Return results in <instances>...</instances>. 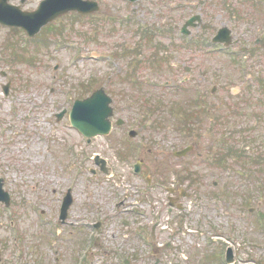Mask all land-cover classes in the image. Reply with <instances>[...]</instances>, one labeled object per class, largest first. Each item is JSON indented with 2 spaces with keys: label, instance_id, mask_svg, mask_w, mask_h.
Wrapping results in <instances>:
<instances>
[{
  "label": "rangeland",
  "instance_id": "obj_1",
  "mask_svg": "<svg viewBox=\"0 0 264 264\" xmlns=\"http://www.w3.org/2000/svg\"><path fill=\"white\" fill-rule=\"evenodd\" d=\"M92 1L99 12L28 41L0 26V178L14 216L0 211L24 234V263L76 264L88 245V264H221L227 247L235 264H264V0ZM193 16L195 46L179 34ZM223 27L228 51L212 41ZM102 87L122 124L88 143L69 113Z\"/></svg>",
  "mask_w": 264,
  "mask_h": 264
},
{
  "label": "water",
  "instance_id": "obj_2",
  "mask_svg": "<svg viewBox=\"0 0 264 264\" xmlns=\"http://www.w3.org/2000/svg\"><path fill=\"white\" fill-rule=\"evenodd\" d=\"M23 1L25 2V0ZM7 2L8 0H0V21L11 19V17H7V13L9 12L5 6ZM72 10L89 13L98 11L99 7L97 3L84 2L83 0H46L37 12L20 14L21 16L11 22H13V24H18V26H23L31 35H34L38 33L43 26ZM228 34V28H223L219 32L216 40H227L230 42L231 39ZM111 103L112 99L108 97L103 89L95 92L90 98L84 101H77L71 113L72 126L88 138L98 135H108L112 130V123L109 120L113 115V109L110 107ZM96 161L101 165L102 171L108 173L106 161L99 157H97ZM71 202L72 200L69 196L65 207V214ZM229 262H233L231 250H229Z\"/></svg>",
  "mask_w": 264,
  "mask_h": 264
},
{
  "label": "flooded vegetation",
  "instance_id": "obj_3",
  "mask_svg": "<svg viewBox=\"0 0 264 264\" xmlns=\"http://www.w3.org/2000/svg\"><path fill=\"white\" fill-rule=\"evenodd\" d=\"M11 4L16 6V7L19 6L22 8V5H21L22 3L20 1H13ZM0 75L3 77L7 76L6 73H4V72H0ZM175 193H176V190H173L171 195L175 196ZM177 201L178 200L170 197L171 204H175ZM11 203H12L11 201L9 203L7 202L8 206L7 205H5V206L10 207V205H12ZM1 205L2 204H0V206ZM7 207H5V209ZM3 208H4V206H3ZM5 215L6 214L4 212L0 211V220L2 219V221L0 222V227H1V230H0L1 231L0 232V264H25L24 263L25 261H23V258H24L23 251L17 250V249L21 248V243H23V242L25 243L24 234L21 233L20 230H18L19 228L17 229L18 225L13 219L10 220L9 226L6 228L5 224L3 222V220L6 219ZM45 216H46V211H44V210L41 211L40 212V218L49 219V218H46ZM59 216H60V214H59ZM15 217H16V214H15ZM15 217H14V219H15ZM59 222L61 223L62 226H65L66 224L69 223V222H66V220L65 221L60 220V218H59ZM42 225H47V223L42 224ZM50 225H51L50 227H52L51 229H49L50 233H51L50 237L51 238L54 237L55 233L57 231V237L60 238L61 237V235H60L61 229L57 228V229L53 230L55 225L54 224H50ZM14 231L17 232V236L15 238L13 237ZM41 236H42L41 238L43 241L46 240V238H48V236L44 235V234H42ZM56 240H58V239H56ZM56 240L53 241V242H55V244H56ZM11 246H13L16 249V251H15L13 260L8 261V260L4 259L1 252L6 251L7 249H10ZM76 264H77V262H76Z\"/></svg>",
  "mask_w": 264,
  "mask_h": 264
}]
</instances>
